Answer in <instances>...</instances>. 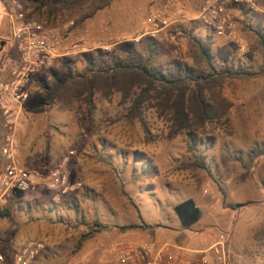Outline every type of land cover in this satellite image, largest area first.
<instances>
[{"label":"rangeland","instance_id":"374dc122","mask_svg":"<svg viewBox=\"0 0 264 264\" xmlns=\"http://www.w3.org/2000/svg\"><path fill=\"white\" fill-rule=\"evenodd\" d=\"M42 1L0 0V26L7 25L10 40L11 9L54 27L61 39L54 63L29 82L30 122L17 134L20 162L36 183L0 207L2 264H16L25 248L20 235H35L44 250L50 246L37 240L39 235H80L61 243L66 250L61 258L68 259L84 235H144L141 231L151 227H173L179 223L174 205L187 198H195L204 220L212 221V232L205 235L228 236V264H248V235H264V49L258 34L264 33V0L225 1L224 12L245 50L202 20L206 0H50L51 6ZM68 1L73 6L64 7ZM151 11L172 24L152 32ZM197 42L211 44L216 71L251 73L210 82L205 92L216 115L204 127L175 134L176 97L171 103L152 99L141 117L130 118L139 89L119 74L96 80L93 106L86 102L81 75L88 59L136 63L151 44L156 67H188L207 76ZM6 132L0 111V169L6 162L1 153ZM61 166L70 187L81 185L66 193L50 189L47 178ZM248 222L258 224L249 228ZM129 225L138 229H121ZM94 243L100 250L101 241Z\"/></svg>","mask_w":264,"mask_h":264},{"label":"built area","instance_id":"2783aa9c","mask_svg":"<svg viewBox=\"0 0 264 264\" xmlns=\"http://www.w3.org/2000/svg\"><path fill=\"white\" fill-rule=\"evenodd\" d=\"M225 1L254 4L256 0H206L200 12L202 20L216 34L235 41L245 50L246 44L238 37L230 15L224 12ZM12 35L17 42L19 59L17 66L10 69L7 80L0 82V111L6 127L5 143L1 153L5 165L0 169V207L5 206L16 191H28L35 187L34 174L25 168L19 159L20 145L17 131L30 122L26 104L30 97L31 76L41 69L50 67L59 54L60 34L51 26L35 19L27 18L22 12L11 9ZM148 24L152 32L167 28L171 22L159 13L151 11ZM67 161V159H65ZM59 167L47 178L50 189H60L62 193L74 190L80 183L70 187L68 174ZM228 236L219 232L214 244L202 253L198 264H228ZM44 250V244L31 241L15 257L16 264H29ZM112 264H189L175 258L173 247L163 244L155 247L150 242L141 245L119 244L111 251ZM0 253V264L4 261Z\"/></svg>","mask_w":264,"mask_h":264},{"label":"trees","instance_id":"16d2710c","mask_svg":"<svg viewBox=\"0 0 264 264\" xmlns=\"http://www.w3.org/2000/svg\"><path fill=\"white\" fill-rule=\"evenodd\" d=\"M42 6H51L50 0H43ZM64 7L73 6L68 1L62 4ZM260 43L264 49V33L258 31ZM193 39V38H192ZM197 46L209 69L208 75H197L191 73L188 67H176V69L164 71L154 65L155 48L149 44L146 48V55L140 61H122L116 57L110 60L99 59L95 62L88 59V66L82 77L83 86L86 90V102L90 107L93 106L94 86L96 80L114 78L116 74L126 77L133 81L139 91L134 95L129 107L128 116L141 117L143 109L148 106L152 99H159L171 103L175 112L171 120L177 127L175 134L178 132L191 129L193 126L202 128L205 123L215 118L213 101L208 98L205 90L209 89V84L213 79H224L227 77L244 78L251 74L245 70L223 69L216 71L213 65L211 55V44L209 42L199 43ZM184 69L185 75L181 72ZM178 91V92H177ZM175 95V96H174ZM129 96V95H128ZM55 97V95H53ZM170 105V104H169ZM174 211L179 218L182 226L190 227L198 222L202 216V211L197 205L195 199L187 198L178 202L174 206ZM136 228V225L121 227L122 230ZM90 235H84V239ZM82 240L78 245L82 244Z\"/></svg>","mask_w":264,"mask_h":264},{"label":"crops","instance_id":"0c3cea01","mask_svg":"<svg viewBox=\"0 0 264 264\" xmlns=\"http://www.w3.org/2000/svg\"><path fill=\"white\" fill-rule=\"evenodd\" d=\"M9 34L10 30L7 25L0 26V81L8 79L10 69L18 63V45L14 39L10 40ZM261 196L260 201L264 208V195ZM210 221L206 222L202 214L200 220L191 227H183L179 220V223H175L173 227L159 226L161 229L151 227L149 231H147L149 228L141 231L144 235H125L126 233L90 235L82 241L78 249L75 248V252L70 253L68 259L61 258L63 252H66L61 248V243L67 239L68 243L79 240L80 235H39L37 240L42 239L50 247L48 250H43L29 264H112V249L127 240L149 241L155 247L169 244L173 247L176 259L184 260L189 264H198L202 253L208 250L218 237V235H205L206 230L212 232L210 226L212 221ZM256 224L258 223L248 222V227L252 228ZM34 239H36L35 235H20V248L35 241ZM94 240L101 241L100 250L94 247ZM248 264H264V235H248Z\"/></svg>","mask_w":264,"mask_h":264}]
</instances>
